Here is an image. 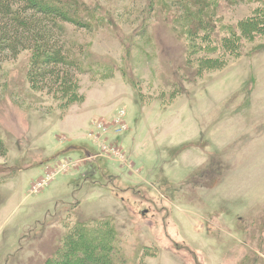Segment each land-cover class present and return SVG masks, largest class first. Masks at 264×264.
<instances>
[{
    "label": "rangeland",
    "instance_id": "obj_1",
    "mask_svg": "<svg viewBox=\"0 0 264 264\" xmlns=\"http://www.w3.org/2000/svg\"><path fill=\"white\" fill-rule=\"evenodd\" d=\"M74 1L69 91L0 60V264H59L81 222L119 264H264V0H217L193 37L187 0Z\"/></svg>",
    "mask_w": 264,
    "mask_h": 264
},
{
    "label": "trees",
    "instance_id": "obj_2",
    "mask_svg": "<svg viewBox=\"0 0 264 264\" xmlns=\"http://www.w3.org/2000/svg\"><path fill=\"white\" fill-rule=\"evenodd\" d=\"M68 1L0 0V60L5 54L15 59L22 52H30L32 59L28 78L33 89H47L49 93L60 92L63 89L69 91L74 85L75 72L80 70L79 60L68 46L65 27L67 23H76V21L68 17L65 9L58 8V3H62L69 9ZM155 1H147L150 11L156 9ZM233 1L237 4L246 0ZM230 2L231 0H224L229 6ZM78 3L75 0L73 4L79 8ZM218 5L217 0H187L185 4H180L182 10H185V19L187 18L186 20L191 24L196 23L195 27L192 26L193 29L188 30L186 34L193 37L197 24L207 32H213L210 23L216 9L218 10ZM158 7L168 9L162 1L158 3ZM210 10L212 14L209 13ZM176 15L177 13H170L167 17L169 19L174 16V19L180 20ZM263 26L264 16L262 20L251 18L245 22L243 31L245 34L247 28H256V31H260ZM226 42L223 40L224 51L230 49V44ZM0 155H4V144L1 141ZM78 224L79 226L76 225L68 237L69 247L59 264H89L88 258L100 255L108 264H119L117 256L120 260L125 259L122 249L115 247L112 244L113 240L109 239L112 236L109 228L95 227L89 222Z\"/></svg>",
    "mask_w": 264,
    "mask_h": 264
},
{
    "label": "built area",
    "instance_id": "obj_3",
    "mask_svg": "<svg viewBox=\"0 0 264 264\" xmlns=\"http://www.w3.org/2000/svg\"><path fill=\"white\" fill-rule=\"evenodd\" d=\"M122 130V129H121Z\"/></svg>",
    "mask_w": 264,
    "mask_h": 264
}]
</instances>
